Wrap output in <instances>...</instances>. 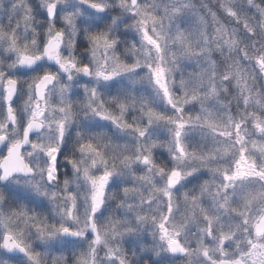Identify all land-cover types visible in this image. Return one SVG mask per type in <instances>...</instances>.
Here are the masks:
<instances>
[{"label":"clouds","instance_id":"obj_1","mask_svg":"<svg viewBox=\"0 0 264 264\" xmlns=\"http://www.w3.org/2000/svg\"><path fill=\"white\" fill-rule=\"evenodd\" d=\"M262 222L264 0H0V264H264Z\"/></svg>","mask_w":264,"mask_h":264},{"label":"snow or ice","instance_id":"obj_2","mask_svg":"<svg viewBox=\"0 0 264 264\" xmlns=\"http://www.w3.org/2000/svg\"><path fill=\"white\" fill-rule=\"evenodd\" d=\"M162 74H163V70L162 69L157 72L158 79L162 77ZM49 78L50 77H46L45 79H49ZM178 126L179 127H183V124L182 123H178ZM177 135L179 136V133H177ZM236 175H240V173L238 172V173H236ZM231 178L232 177H229V179H231ZM257 229L258 230H264V222H262L260 225H257ZM170 244L175 245L176 247H180L178 242L175 239L170 240Z\"/></svg>","mask_w":264,"mask_h":264}]
</instances>
